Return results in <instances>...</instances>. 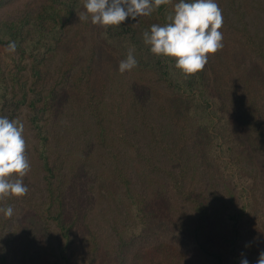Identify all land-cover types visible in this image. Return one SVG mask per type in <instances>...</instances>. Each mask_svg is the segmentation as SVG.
Wrapping results in <instances>:
<instances>
[{
  "label": "trees",
  "instance_id": "obj_1",
  "mask_svg": "<svg viewBox=\"0 0 264 264\" xmlns=\"http://www.w3.org/2000/svg\"><path fill=\"white\" fill-rule=\"evenodd\" d=\"M178 2L107 28L79 20L82 0H38L0 20V51L14 56L13 77L0 76V116L22 122L25 139L31 132L44 191L20 215L11 246L0 237V264L18 250L36 264H256L264 0H216L223 47L187 78L143 42ZM78 21L105 48V70L92 49L68 55ZM130 48L138 64L122 74ZM70 108L77 120L68 126ZM213 177L215 203L204 193Z\"/></svg>",
  "mask_w": 264,
  "mask_h": 264
},
{
  "label": "clouds",
  "instance_id": "obj_2",
  "mask_svg": "<svg viewBox=\"0 0 264 264\" xmlns=\"http://www.w3.org/2000/svg\"><path fill=\"white\" fill-rule=\"evenodd\" d=\"M85 11L79 20L88 21L104 28L119 26L126 18L136 19L150 15L161 5L171 0H82ZM163 25L152 24L143 33V42L150 46L156 56L174 58V67L187 78L202 71L208 62V55L215 54L223 47L222 10L216 0H179L165 17ZM15 45L10 44L9 49ZM138 61L134 48L118 65L120 73L131 71ZM24 124L19 120L0 116V200L7 197H23L28 188L23 177L30 170L26 156ZM6 218L14 214L13 206L0 207ZM240 264H249L242 259ZM256 264H264V251L260 252Z\"/></svg>",
  "mask_w": 264,
  "mask_h": 264
},
{
  "label": "rangeland",
  "instance_id": "obj_3",
  "mask_svg": "<svg viewBox=\"0 0 264 264\" xmlns=\"http://www.w3.org/2000/svg\"><path fill=\"white\" fill-rule=\"evenodd\" d=\"M37 2L38 0H5L0 4V20L13 19L17 15H19L21 12H25V11L33 9L36 6ZM83 26L84 25L78 21V23L73 25V27L71 28V31H70V33L72 32L71 37L75 31L79 35L77 36V42H78L77 48L75 47L74 44L69 43L70 49H69L68 55L73 57L74 54L78 52L80 53L78 58H80V56L89 54L90 50L92 49L96 52L97 55H99L98 60H97L98 68L100 71H103L106 69V66L108 64L107 57L105 56V54L101 52L105 48L103 47L102 49V46L97 44L96 38L92 36L90 32L88 34L87 30L84 29ZM60 57L61 55L58 56L57 61L60 59ZM13 61H14L13 54H8L7 52L0 51V76L3 75L5 78L13 77L12 76L14 72ZM77 61H79V59H75L74 68L77 67ZM73 71L74 69L71 70V72ZM53 77H56L55 72L52 73L50 79H52ZM69 83L70 82H68V85ZM55 117L56 116H54V118ZM76 120H77V117L75 116L74 112L71 110L68 112L67 115L62 117L61 122L69 126L70 124H74ZM113 127L116 129L118 128V125L116 122L114 123ZM26 133L28 137V139H25L26 140V156L30 163V170L23 177V183L27 186L28 192L23 197H19V198L7 197L3 200H0V207H7L11 205L14 208V214L11 218H6L2 213H0V232L2 233L0 237L8 241L12 239L13 232L18 226V222H19L18 220H19L20 215L24 211L28 210L29 207L36 206L44 195L42 182H41V176H40V174L42 173L37 166V161H36V167H34L35 163L34 161H32V157H33L32 144H33L34 139L31 137L30 135L31 132L29 130H27ZM33 163L34 165H32ZM259 164L260 162H257V161L256 163L253 162L252 165H254V167L252 168L254 169L253 172L256 174L257 180L259 182L258 187L254 192L257 198V201H258L257 216L262 218L264 217V172H262V165L259 167L258 166ZM214 180H216L214 177L211 178L210 180L211 183L215 182ZM205 181H208V180L206 179ZM198 187H201V186H198ZM220 190H221V184L216 180L215 185L211 188L206 189L204 193L209 197L211 201L215 203V202H218L219 196L221 195V194H218ZM184 207L185 206L184 205L182 206V204L180 203L179 211L187 212L185 211ZM9 243L11 246L12 241L10 240ZM10 254L11 252L9 253V256H10L9 264H26L25 263L26 261L28 264H36V259H35L34 254L27 256L26 253L22 252L21 250H18L16 255H12V254L10 255Z\"/></svg>",
  "mask_w": 264,
  "mask_h": 264
}]
</instances>
